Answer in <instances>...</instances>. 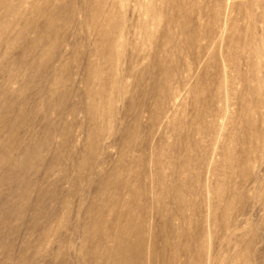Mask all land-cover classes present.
I'll return each instance as SVG.
<instances>
[{
  "label": "rangeland",
  "instance_id": "374dc122",
  "mask_svg": "<svg viewBox=\"0 0 264 264\" xmlns=\"http://www.w3.org/2000/svg\"><path fill=\"white\" fill-rule=\"evenodd\" d=\"M63 1L0 7V264L138 229L141 264H264V0Z\"/></svg>",
  "mask_w": 264,
  "mask_h": 264
},
{
  "label": "bare ground",
  "instance_id": "6f19581e",
  "mask_svg": "<svg viewBox=\"0 0 264 264\" xmlns=\"http://www.w3.org/2000/svg\"><path fill=\"white\" fill-rule=\"evenodd\" d=\"M60 1H63V0H60ZM17 2L18 3H16L15 5L13 3L8 4V2H6L5 6H4V2L0 1V7L3 5L6 8V10L8 11V13H15L14 23H16L17 21L18 22L20 21V14H16V12L20 8V6L23 4V0H17ZM63 3H64V1H63ZM70 3H72V2H70ZM32 7H33V9H35L34 4ZM65 8L67 9V6L64 4H61V3H60V5L55 6V8L51 11H49L50 9H47L46 5H45V7L43 6V8L41 7L40 11H43V13L45 12L47 15V17H45V23L48 21L47 22L48 24L46 25L47 26V32H49V35L47 36V44H48V42H50V41H48V39H50L51 37L55 38L53 40L54 41L53 43H56V41H57L56 35L57 36L59 35L58 34L59 33L58 28L60 27V24L56 25L55 20H56V18H60V19L62 18V15H63L62 13L65 11ZM71 10H74V9H71ZM45 13H44V15H45ZM46 18H47V21H46ZM57 20H59V19H57ZM26 25H28V24L26 23ZM61 28H63V26H61ZM113 38H114V36H113ZM113 38H111V39H113ZM106 41H109V40H106ZM110 45H112V44H110ZM42 55H43V58L48 57V55H45V54H42ZM98 55H100V54H98ZM107 58H109V57H107ZM128 237H127L128 239L123 240L122 243L119 242L117 244V246H115L116 249L114 250L113 255L111 257V261H112L111 264H141L142 253H143V249L145 248L143 236H142L140 230L138 229L136 231L134 230L133 233H131V231H130ZM133 238H137L138 240L135 243H131L130 240ZM153 248H154V252H155L156 251V244L154 241L152 243V249Z\"/></svg>",
  "mask_w": 264,
  "mask_h": 264
}]
</instances>
